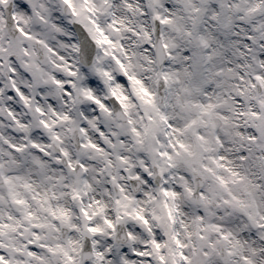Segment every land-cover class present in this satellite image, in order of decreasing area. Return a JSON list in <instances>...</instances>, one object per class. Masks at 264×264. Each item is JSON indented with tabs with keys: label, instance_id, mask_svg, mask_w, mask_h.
<instances>
[{
	"label": "snow or ice",
	"instance_id": "obj_1",
	"mask_svg": "<svg viewBox=\"0 0 264 264\" xmlns=\"http://www.w3.org/2000/svg\"><path fill=\"white\" fill-rule=\"evenodd\" d=\"M0 264H264V0H0Z\"/></svg>",
	"mask_w": 264,
	"mask_h": 264
}]
</instances>
